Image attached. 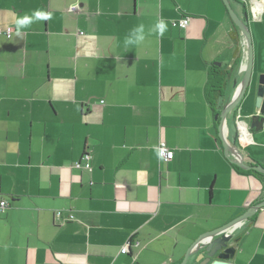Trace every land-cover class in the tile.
<instances>
[{"label":"crops","instance_id":"obj_1","mask_svg":"<svg viewBox=\"0 0 264 264\" xmlns=\"http://www.w3.org/2000/svg\"><path fill=\"white\" fill-rule=\"evenodd\" d=\"M230 1L248 15L254 70L220 134L247 59L223 0H0V28L13 27L0 34V264H181L264 200V175L223 146L234 150L235 116L256 113L264 0ZM140 25L145 39L125 47ZM252 139L236 144L264 166V128ZM232 232L229 261L264 264V208Z\"/></svg>","mask_w":264,"mask_h":264},{"label":"water","instance_id":"obj_2","mask_svg":"<svg viewBox=\"0 0 264 264\" xmlns=\"http://www.w3.org/2000/svg\"><path fill=\"white\" fill-rule=\"evenodd\" d=\"M228 14L233 20L234 24L240 29L245 44L247 47V59L243 65V77L241 81L234 82V92L229 96L227 103L222 108L219 114H216V118L220 117V123L218 126L219 133L222 134L223 127L227 125V119L230 118V114L235 111L237 106H239L242 100L246 97L251 88L253 70H254V48H253V38L251 29L249 26L248 15H244V19L238 14L233 8L230 0H223ZM253 13L256 10L252 9ZM258 83L256 85V102L255 109L256 113L250 117V121H244L248 132H242L238 126V121L240 120L235 116L236 127H238L237 134L234 139V150L230 144L224 140L225 152L229 155L233 152L235 158L233 162L239 167L245 170H254L264 175V166L262 164H247L245 163L244 156L239 149L241 145L236 144V140L242 139L247 141L248 137H252V134L258 132L264 128V72L259 75ZM240 113V110H239ZM238 120V121H237ZM239 137L237 139V135ZM248 133V134H247ZM249 135V136H248ZM222 136V135H221ZM253 139L251 140V143ZM264 208V200L250 206L245 212L236 218L226 222L225 224L216 227L201 234L195 242L187 250L184 259L181 264H188V260L191 256L197 255L195 258V264H232L229 259L235 255L236 246L233 244L234 234L232 232L233 227L238 223L255 215L260 209Z\"/></svg>","mask_w":264,"mask_h":264},{"label":"built area","instance_id":"obj_3","mask_svg":"<svg viewBox=\"0 0 264 264\" xmlns=\"http://www.w3.org/2000/svg\"><path fill=\"white\" fill-rule=\"evenodd\" d=\"M189 21H190V18L188 16L182 18L181 20H179L178 22H176V24H178L180 27H187V25L189 24ZM5 31V33L9 36H11L12 32L13 31V27L12 26H9L7 27L6 29H2L0 28V32H3ZM238 126L239 128L241 129V122H238ZM158 150H159V156L161 159L165 160V161H169L171 159H173L174 157V150L169 148L167 146V144H165V142L161 141L160 144H159V147H158ZM91 154H87L85 155V159L87 160L85 163H84V167L85 168H90L91 166ZM78 166L82 165L81 164V161H79L77 163ZM8 202L7 200L5 199H0V211L6 209L8 207ZM61 214V211H57V215H60ZM128 245H125L124 247H122V252L126 253L128 251Z\"/></svg>","mask_w":264,"mask_h":264},{"label":"clouds","instance_id":"obj_4","mask_svg":"<svg viewBox=\"0 0 264 264\" xmlns=\"http://www.w3.org/2000/svg\"><path fill=\"white\" fill-rule=\"evenodd\" d=\"M45 18H47V17H45ZM153 31H155L158 35H163V31H164L163 22H158L154 26ZM144 39H145L144 26L140 25L139 27L134 28L132 33L129 36L125 37L124 46L130 47V46L138 45Z\"/></svg>","mask_w":264,"mask_h":264},{"label":"trees","instance_id":"obj_5","mask_svg":"<svg viewBox=\"0 0 264 264\" xmlns=\"http://www.w3.org/2000/svg\"><path fill=\"white\" fill-rule=\"evenodd\" d=\"M4 30V29H3ZM12 32V31H11ZM0 34H4L5 36H7V37H9L6 33H5V31H3V32H0ZM11 36H12V34H11ZM10 36V37H11ZM212 79V81L211 80H209V84H212V82L214 81V78H211ZM222 86L223 85H221V86H219L220 88L218 89L219 91H222ZM215 113H216V111H215ZM217 114V113H216ZM239 170H244V169H242V168H240V167H238V166H236ZM245 171H247V170H245ZM251 171V170H250ZM253 171V170H252ZM255 172V171H254ZM255 173H257V174H260L259 172H255ZM260 175H263V174H260ZM5 210V209H4ZM4 210H2V212L4 211ZM130 245V244H129ZM132 245V244H131ZM121 251H122V249H121ZM124 253V252H123Z\"/></svg>","mask_w":264,"mask_h":264},{"label":"flooded vegetation","instance_id":"obj_6","mask_svg":"<svg viewBox=\"0 0 264 264\" xmlns=\"http://www.w3.org/2000/svg\"><path fill=\"white\" fill-rule=\"evenodd\" d=\"M241 17H242V16H241ZM242 18L244 19V17H242ZM236 111H237V110H236ZM237 121H238V120H237ZM238 122H241V127L243 126L240 130H241L242 132H246V131L248 132L247 127L245 126L246 124H244V122H243L242 120H239ZM247 134H248V133H247ZM248 136H249V135H248ZM239 141H242V139H239ZM249 141H251L250 136L248 137L247 141H245V142H249Z\"/></svg>","mask_w":264,"mask_h":264},{"label":"rangeland","instance_id":"obj_7","mask_svg":"<svg viewBox=\"0 0 264 264\" xmlns=\"http://www.w3.org/2000/svg\"><path fill=\"white\" fill-rule=\"evenodd\" d=\"M226 92H228L229 90H225ZM235 126V125H234Z\"/></svg>","mask_w":264,"mask_h":264}]
</instances>
